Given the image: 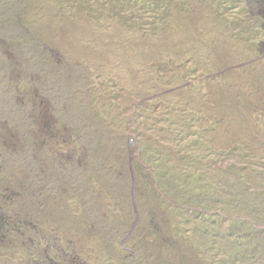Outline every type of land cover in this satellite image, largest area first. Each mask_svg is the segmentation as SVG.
<instances>
[{"label": "rangeland", "instance_id": "374dc122", "mask_svg": "<svg viewBox=\"0 0 264 264\" xmlns=\"http://www.w3.org/2000/svg\"><path fill=\"white\" fill-rule=\"evenodd\" d=\"M0 264H264V0H0Z\"/></svg>", "mask_w": 264, "mask_h": 264}]
</instances>
